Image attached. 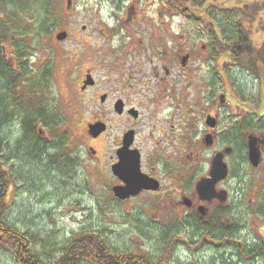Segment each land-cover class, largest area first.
Returning a JSON list of instances; mask_svg holds the SVG:
<instances>
[{
	"label": "rangeland",
	"instance_id": "374dc122",
	"mask_svg": "<svg viewBox=\"0 0 264 264\" xmlns=\"http://www.w3.org/2000/svg\"><path fill=\"white\" fill-rule=\"evenodd\" d=\"M124 1L128 3L132 0ZM214 1L215 5L210 6L208 12L211 11L216 17L219 27L213 21L211 26L199 8L182 0H140L136 14H141L142 21L147 25L144 36L140 38L151 40L148 34L153 32V28L159 30V41L156 42L160 45L162 70L163 65L174 62L173 56L184 50L185 44L194 53L188 67V87L183 90L176 87L172 91V77H169L163 83L164 89L158 102L186 101L196 111L204 113L203 107L213 102L211 93L220 90L230 108L223 110L224 123L231 121L227 113L234 112V105L240 104L237 111L243 108L248 114L255 115L256 127L252 129L260 133L264 112L258 109L254 113L248 108V103H257L259 99L264 103V83L245 65L234 62L231 53L220 51L225 48L223 45L217 48L214 38L221 41L228 32L241 28L252 45L257 47L261 44L264 41V0ZM118 2L121 5V0ZM52 3L50 8L57 19L56 23L50 22L51 17H47L46 25L41 29L40 22L32 19V25L20 30L22 37L8 40L4 49L12 66L17 67L22 59L27 61L32 75L48 72L43 107L48 109L47 117L51 122L49 128L36 127V133L49 150L41 159L42 167L28 159L24 150L17 152L20 157L15 156L16 141L21 139L20 117L13 118L3 127L2 134L10 146L0 149V161L15 174V181L6 197L7 218L18 229L33 234L39 240L34 244L36 249L42 254L46 251L52 258L61 254L71 232L84 230L101 236L114 250L137 252L142 249L158 261L164 257L161 252L165 245L162 239L169 237L171 249H168V258L160 264H223L224 259L232 256L234 242L251 241L264 230V162L257 169L249 167L243 162L239 149L236 155L228 158L232 162L227 181L232 194L229 203L234 208L232 214L235 218L227 217L228 222L226 219L224 227L230 228L231 233L238 231L229 242L195 243L199 236H191V229L180 222L182 211L176 206L160 203L157 198L155 204L147 194L124 203L113 201L107 189L108 177L104 175V168L112 146L111 137L130 122H123L107 113L108 105L103 103L122 98L147 112L151 106L139 104L152 100L154 94L148 90L140 95L122 93L115 88L118 83L117 71L111 72L109 67L130 68L142 60L143 70L147 72L144 58L147 53L141 50V46L138 55L127 56L115 51L118 40L125 38V30L115 27L116 12L112 8L117 7L116 0H52ZM59 32H66V38L58 40L56 35ZM20 43L25 47L24 57L15 53L16 45ZM93 45L95 50L92 49ZM101 46H104L105 54L100 51ZM208 56L216 59H209ZM215 60H218V64ZM218 68L222 73L218 75L219 84L214 85L212 83L219 79L213 71ZM163 72L160 75L165 80ZM92 76L96 80L95 87H92ZM180 86L184 88L185 81H181ZM106 92L109 93L108 98L101 102ZM183 94L187 99L177 100ZM156 118H164L162 111ZM99 122L107 124L109 130L93 137L89 126ZM57 143L60 144V156L65 155L73 161L69 170L56 163L58 153L52 146ZM160 146L164 150L166 145ZM91 148L95 150L94 155ZM166 153L170 154L168 150L162 151V154ZM162 154L159 163L171 161ZM206 155L207 152H204L192 165L193 170L198 168L194 172L204 168ZM48 156L58 170L45 167ZM153 165L161 168L160 164ZM188 165L186 160L180 164L184 167ZM43 239L46 242H42ZM10 260L9 253L0 248V264H13ZM80 264L96 263L82 261ZM255 264H261V260L257 259Z\"/></svg>",
	"mask_w": 264,
	"mask_h": 264
},
{
	"label": "flooded vegetation",
	"instance_id": "af4514ba",
	"mask_svg": "<svg viewBox=\"0 0 264 264\" xmlns=\"http://www.w3.org/2000/svg\"><path fill=\"white\" fill-rule=\"evenodd\" d=\"M118 1L119 0H116L117 7L112 8V10L116 12L115 27L120 30H125V38L118 40V48H116L115 51L117 53H125L127 56H132V54L136 53L138 55L143 49V51L147 53V56L145 54L144 57L147 72L143 70L144 65H142V60L136 62L137 66L132 65L130 68L110 66L111 72L113 70L117 71L118 83L115 88L128 95H140L142 92L148 90L151 94L153 93L154 96L152 100L148 99L145 103L142 102L139 104L140 106H151L147 112H144L141 107L135 106L122 98L116 101L113 100L111 103H103L108 105L106 107L107 113L123 122H130L127 127H121V129L111 137L112 146L108 153L104 175L108 177L107 189L111 192L110 195L113 196L112 200L124 203L131 198L147 194L152 197L155 204L158 199L160 203L162 201L168 206H176L175 208L182 211V220L179 221L186 223H183V225H187V228L191 229L189 232L191 236H199V240L195 243L204 245L209 241L214 244H218L224 240L226 242L232 241L233 237L231 236L237 233V230L232 231V233L228 232L229 234L219 232L218 236H216L217 234L214 235V232L211 233L210 226L215 225V222H217V224L224 227L227 217L228 219H231L230 216L235 218L232 214L234 208H231L233 206L229 203L232 194L231 185H227V181L232 162L229 161L228 158L236 155V151L239 149L242 151L243 162L247 163L249 167L257 169L260 168L261 164L264 162L263 122L261 126H259L260 133L252 129L256 127L255 121H257V119H253L255 115L252 116L248 114L243 108L237 111L238 105L240 104H235L234 112L227 113L231 121L224 123L223 110L225 107L229 110L230 108L228 107L229 103L227 104L225 102V96L220 90H215L211 93V100L213 102L207 107H203L204 110L202 109V111H204V113H201V110L196 111L192 108V105L186 101H178L177 103L173 101L170 103L158 102L163 92L162 89H164L163 83L167 82V78L172 77V82L170 84L171 88H173L172 91H174L176 87H180L182 90L188 87V67L194 53L192 50H189L187 44H185L184 50L181 49L180 52H176L173 56L174 62L169 65H163L162 70L160 45L156 42V40L159 41V30L156 28L152 29L153 32L148 34V38H151V40L146 41L144 38H140V36H144V31L147 29V25L142 21L143 16L141 14H136L139 10L140 0H132L128 3L121 0V5ZM126 32L128 33L127 35ZM110 40L111 39L103 40V42ZM140 46L141 50L139 48ZM92 47V49L95 50L94 45ZM100 51L105 54L104 46H101ZM94 54H96V51H94ZM184 57H186V59H184ZM202 57L205 58L206 56ZM208 57L209 59L215 58L214 56ZM215 61L218 64V60ZM161 71H164L163 73L166 75L165 80L161 78ZM213 72H215L216 77L222 73L219 68ZM181 81H185L184 88L180 86ZM219 81L220 79L212 84H219ZM84 85L85 83L83 86ZM96 85V80L92 76V87ZM103 95L104 100L101 99V102L107 100L109 93L106 92V94ZM181 98L184 100L187 99L186 95L183 94L178 97L177 100ZM118 101H120V106L117 108ZM231 106L233 107V105ZM248 108L256 113L255 103H248ZM161 111L162 117L164 118H156V116H160ZM165 118H169V120L167 121ZM198 121L200 123H198ZM252 125H254V127H252ZM107 130H109V126L106 124L104 132ZM39 131L41 132L42 130L40 129ZM249 136L257 138L260 162L256 167L251 164L248 158ZM160 144L166 145L164 150L162 149L163 146H160ZM125 145H127V147H125ZM227 147L230 148L231 152L224 154L223 160L227 164L228 175L226 178L215 183L211 198L202 199L201 195L196 190V184L199 180L210 177L214 156ZM167 150L170 154H162V151L166 152ZM204 152H207L205 166L200 172H194V170L198 168H194L193 170L192 165L203 156ZM91 153L93 155L95 154V150L92 148ZM129 154L138 156L140 172L146 177L156 181L158 186L156 190L143 189L137 195L120 200L114 196L113 189L114 187L125 186V182L115 173V168L120 162V157H125ZM161 154L168 157L171 161H165L164 164L159 163V157H163L160 156ZM173 154L174 156H172ZM185 160L189 165L185 167L180 166V164H184ZM152 163L156 165L160 164L161 168H159V166H157V168L154 167ZM198 220L204 225H207V228L197 231L192 230V224L189 225V223ZM247 247L256 249L257 251L259 250L257 252L259 256L256 259H260L261 264H264V230L251 241L245 240V242H241L238 240L234 242L231 248L232 252H230L239 255L241 250Z\"/></svg>",
	"mask_w": 264,
	"mask_h": 264
},
{
	"label": "trees",
	"instance_id": "16d2710c",
	"mask_svg": "<svg viewBox=\"0 0 264 264\" xmlns=\"http://www.w3.org/2000/svg\"><path fill=\"white\" fill-rule=\"evenodd\" d=\"M182 1L190 3L194 8H199L201 14L204 18L207 17L206 19L211 26L213 21L219 27L216 17L211 11L208 12L210 6L215 5L214 0ZM52 5V0H0V149L9 148L10 146L6 137L2 134L3 127L18 116L20 117L21 139L16 141L15 156L16 158L20 157L19 153L24 150L27 158L35 161L41 167L43 166L41 159L43 155L46 156L49 153V150L43 144L44 141L39 138L40 135L38 136L36 133V127L49 128L51 126L49 117H47L49 111L43 107L48 72H42L39 76L32 75L27 61H22V59L18 61L19 65L17 67L12 66L10 60L5 56L4 49L8 40L17 39L22 34L20 30L32 25V19L40 22L41 29H44L47 17H51L50 22L56 23L57 19L50 8ZM195 19L197 20V18ZM22 21L25 23L22 24ZM238 29L236 32H228L226 38L223 37V39H220L221 41L214 38V44H217V48L223 45L225 50L220 51L231 53L234 62L242 66L245 65L249 71L254 72L261 83H264V41L256 47L248 40L249 37L244 35L241 28ZM24 52L25 47L22 43L16 45L15 53H18V56L24 57L22 55ZM242 57H244L243 60ZM251 58L252 60H250ZM259 100V102H255L256 110L261 109L264 112V103L261 102V99ZM262 126L264 127V121ZM59 145L58 143L51 145L58 153L56 163L58 166L61 163L69 170L73 165V161H70L65 155L60 156ZM45 167L58 170L50 156L47 157ZM14 175L0 161V248L9 253L10 261L13 264H80L82 261L96 264H160L161 261L168 258L170 252L168 251L170 248L169 237L162 239L165 244L164 248L161 249L164 257L158 261L142 249L137 252L114 250L101 236L84 230L71 232L58 257L52 258L46 251L42 254L34 246V244L39 243V240H36L33 234L30 235L29 232L18 229L7 218L8 205L6 197L15 181ZM189 225L195 231L207 228V225L201 223L200 220L191 222ZM213 226H210V231L211 233L214 232V235L217 234L216 236L219 232L228 233L230 231V228L222 227L217 222ZM42 242H46V240L43 239ZM257 252L256 249L250 247L244 248L239 255H235L234 252V254L231 253L232 256L224 259L223 264H226V262L227 264H233L231 261L233 262L234 259H236L234 264H255L256 258L259 256Z\"/></svg>",
	"mask_w": 264,
	"mask_h": 264
},
{
	"label": "water",
	"instance_id": "95a60500",
	"mask_svg": "<svg viewBox=\"0 0 264 264\" xmlns=\"http://www.w3.org/2000/svg\"><path fill=\"white\" fill-rule=\"evenodd\" d=\"M66 35V32H59L56 35V38L58 40H63L66 38ZM184 59H186V57H184ZM119 106L120 101L117 102V108ZM89 129L93 137H95L105 130V125L100 122L95 125L91 124ZM125 147H127V145H125ZM229 152H231V150L227 147L222 152L217 153L212 160L210 177L201 179L197 182L196 190L201 195L202 199L211 198L215 183L227 177L228 167L223 160V155L228 154ZM248 158L253 166L256 167L259 165L260 152L257 147V138L254 136L248 137ZM115 173L125 182V186L114 187L113 189L114 196L120 200L137 195L143 189H157V182L140 172L139 158L135 154L120 157V162L116 165Z\"/></svg>",
	"mask_w": 264,
	"mask_h": 264
}]
</instances>
